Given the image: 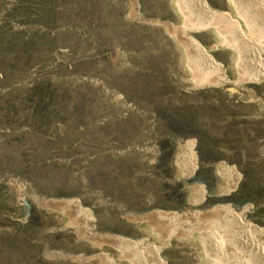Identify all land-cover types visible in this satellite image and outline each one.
<instances>
[{"label": "rangeland", "instance_id": "1", "mask_svg": "<svg viewBox=\"0 0 264 264\" xmlns=\"http://www.w3.org/2000/svg\"><path fill=\"white\" fill-rule=\"evenodd\" d=\"M227 1L205 0L237 18ZM195 3L0 0V264H77L78 254L107 253L102 239L114 229L102 221L105 206L127 217L152 208L183 215L158 229L128 226L122 232L138 237L123 238L121 255L108 251L110 263H241L209 252L210 234L218 223L225 248L243 250L233 224L213 213H240L241 201L253 205L241 218L264 228V20L251 5L256 22H240L255 43L237 44L227 23ZM185 141L193 169L194 142L198 165L240 171L238 195L185 204L173 168ZM15 180L28 184L25 223ZM69 201L96 211L90 230L77 229Z\"/></svg>", "mask_w": 264, "mask_h": 264}, {"label": "crops", "instance_id": "2", "mask_svg": "<svg viewBox=\"0 0 264 264\" xmlns=\"http://www.w3.org/2000/svg\"><path fill=\"white\" fill-rule=\"evenodd\" d=\"M236 1L234 0L232 2L231 1L230 2L227 1V2L228 4H231L232 6L235 5V9L242 16V17H237L236 20L238 22H240V20L246 21L245 17L249 16V14H247V11L250 5L252 6L255 5V0H246V1L236 0ZM252 1H254L253 4H252ZM240 4H241V8H240ZM245 6L247 7V10H245L244 8ZM241 9L244 12L241 11L242 12L241 13L240 12ZM254 11H255V7H254ZM219 12L232 15V13H229L226 11H219ZM186 142L187 141H185L182 144V150H180V154L178 153V161L174 160V163H173V168L175 172L174 180L176 182H179V183L182 182L184 184L183 187H184V193H185V199H184L185 204L191 207H196V206H200L206 203V201L208 200H217V202L216 201L213 202L214 203L213 205H218L219 199H222L223 197H229L232 195L234 196L238 195L237 192H238V189L242 181V175L240 171L235 166L224 168L221 165H214L213 167V166L204 165L202 162H201V165H204V166L198 165V157H197V153L195 150L196 145L194 144V142H193L194 151H193V145H192V151H193V154L195 152V156H196L195 168L192 171L189 170L188 165L184 161L183 154H182V152H184ZM207 172H210V174H207ZM208 175L210 177H208ZM210 180L212 181L209 182ZM240 203H241V209L244 210V213H243V217H244L245 214L249 213L245 206L247 204H250V202L246 203L244 201H241ZM164 209L152 208L148 210L147 212H135L134 213L135 215H131L127 217V213H124L122 209L118 206L102 207V211H101L102 221H108L107 224H112V229H114L113 232H110L114 234L113 236H109L110 234H104L106 236L104 239H102V240H106L105 245L107 246L106 248L107 253L110 250H114L119 255H121L122 252H125L124 247L123 246L121 247V245L119 244L117 240L111 239L109 237H115V238L129 237L128 239L138 237L137 235L127 234L125 232H122V230H126L128 226L130 228H133L134 230L143 231L145 229H158L159 227H162V225H166L168 222L167 221L168 218L162 217L160 213L173 212V211L172 209L171 210H164ZM71 211L73 214L72 216L76 215V217L78 218L76 227L77 229H80L81 231L90 230V225H92V223H96L98 220L96 216L97 215L96 211L87 210L90 216L92 217L91 219L85 218L84 215L82 213H78V211H73V210ZM72 220H74V218H72ZM262 229L264 228L262 227ZM78 235H80L79 231H78ZM107 253H104V254L101 253L100 255L96 257L88 256L87 258H84L80 254H78L74 261L77 264H91V263L92 264H112L113 262L114 264H116L114 259H113V262L110 263L111 260L107 259V257L104 256Z\"/></svg>", "mask_w": 264, "mask_h": 264}, {"label": "bare ground", "instance_id": "3", "mask_svg": "<svg viewBox=\"0 0 264 264\" xmlns=\"http://www.w3.org/2000/svg\"><path fill=\"white\" fill-rule=\"evenodd\" d=\"M229 1H234V0H229ZM236 1V0H235ZM195 4L198 6L199 10L202 12V13H207L209 15V17L211 19H214V20H218V22H222L224 24L227 23V27H229L230 30H228V35L231 36V37H234L237 41V44H244V43H255V41L251 40L249 38V35L246 33L245 31V28H243L242 24L239 23L236 24V18L233 16V15H228V14H224V13H220V12H216L214 9H212L211 7L208 6V4L205 2V0H195ZM238 2V1H236ZM251 2V1H250ZM254 1H252V4H253ZM248 3V2H247ZM242 4V3H241ZM240 4V6H241ZM238 5V4H237ZM247 6V5H246ZM251 6V5H250ZM255 7V11L257 12V14H259L263 20H264V0H255V5H253ZM235 7V5H234ZM243 7V5H242ZM248 7V6H247ZM239 8V7H238ZM245 8V7H244ZM241 11V10H240ZM244 15V14H243ZM236 16V15H235ZM237 17H242L240 15V13L237 11ZM246 21V28L249 26L250 27V24L254 25V19H252L250 16H246L245 17ZM243 21V20H242ZM217 22V21H216ZM256 22V21H255ZM219 24V23H218ZM223 24V25H224ZM215 26H219L216 25ZM220 27V26H219ZM218 27V28H219ZM222 27V26H221ZM220 27V31L222 30ZM223 28V27H222ZM248 29V28H247ZM219 31V33H220ZM225 32V31H224ZM223 32V33H224ZM227 32V30H226ZM230 33V34H229ZM252 35V33H251ZM234 45V44H232ZM242 47V46H241ZM198 48L203 51V53L205 55H207L204 51V48L201 47V45H198ZM240 49V48H239ZM254 49V48H253ZM251 52V51H250ZM260 47L258 46L257 50H256V55L259 56L260 55ZM255 55V53H254ZM208 56V55H207ZM256 56V57H257ZM255 58V57H254ZM258 58V57H257ZM207 61H208V65L209 67H212L214 69L218 68V64L210 57L208 56L207 57ZM258 70V69H257ZM260 70V69H259ZM261 71H263V68H261ZM260 71V72H261ZM202 84V83H201ZM185 149H184V152H182L183 154V158H184V161L187 163L188 165V168L189 170H193V165H192V155H191V144L188 142L185 144ZM227 168V167H225ZM230 170V169H229ZM226 174V173H225ZM232 179V178H231ZM234 182V181H233ZM199 196V195H198ZM201 200V199H200ZM63 207L65 208H69L71 207L72 209L78 211L79 213H82L84 216H86L87 218L91 219L92 217L90 216V214L88 213V211L84 208H82L76 201H69V202H64V204L62 203ZM248 209V208H247ZM244 212V210L240 213L238 212H233L231 211L228 207L226 206H219V208L217 209V212H216V209H215V212L213 213H216L214 215H217V213L219 214H223V216L227 217V219L233 224V226L237 229V231L235 230V233H237V244L240 246V248H243V250H234V251H231L230 248L228 251L226 248H225V232L223 233V231L225 230H221L219 229L221 225H218V223L215 225V228L210 236H211V241H210V251L211 252L212 250L215 251L217 254H220L221 256L223 255H226V254H234L236 257H238L237 259H239V261L241 263L239 264H264V230L261 229V228H258L254 225H252L251 223L247 222V221H244L242 218H241V215L242 213ZM154 215V214H153ZM151 215V216H153ZM160 215L162 217H165V218H168V220H173V221H178L179 220H182V216L183 215H179L178 213L176 212H162L160 213ZM157 216V215H156ZM219 216V215H218ZM221 217V216H219ZM218 217V218H219ZM212 219V218H211ZM167 220V221H168ZM217 220V219H216ZM220 220V219H219ZM185 224H188L186 222V220H183ZM200 221V220H199ZM170 222V221H169ZM176 223V222H175ZM213 226V225H212ZM212 228V227H211ZM223 228V227H221ZM213 229V228H212ZM209 230V229H208ZM230 231V230H229ZM210 232V231H209ZM206 233V232H205ZM208 233V232H207ZM227 233V232H226ZM208 235V234H207ZM225 235V236H224ZM229 235H231L229 233ZM228 236V234H227ZM226 236V237H227ZM229 237V236H228ZM112 238V237H111ZM115 240H117L118 242H120L119 244L120 245H128V242L129 240L127 239H123V238H113ZM207 240V238H206ZM205 240V241H206ZM229 240V239H227ZM234 241V240H233ZM132 242V241H131ZM136 243V242H135ZM229 244V241L227 242ZM233 243V242H232ZM231 243V244H232ZM235 243V242H234ZM133 244V243H132ZM207 245V244H205ZM209 245V244H208ZM207 245V246H208ZM230 245V244H229ZM228 245V247H229ZM234 246V245H233ZM236 247V246H235ZM233 248V247H232ZM236 249V248H235ZM130 251V250H129ZM156 251V250H155ZM214 252V253H215ZM213 253V252H211ZM213 253V254H214ZM212 254V255H213ZM231 254V255H232ZM217 256V255H216ZM220 256V257H221ZM233 256V255H232ZM228 257V256H226ZM222 258V257H221ZM108 259V258H107ZM159 259V258H158ZM224 259V258H222ZM231 259V258H230ZM229 259V260H230ZM234 259V258H233ZM228 260V258H227ZM226 260V261H227ZM232 260V259H231ZM236 260V259H235ZM222 264V263H221Z\"/></svg>", "mask_w": 264, "mask_h": 264}, {"label": "built area", "instance_id": "4", "mask_svg": "<svg viewBox=\"0 0 264 264\" xmlns=\"http://www.w3.org/2000/svg\"><path fill=\"white\" fill-rule=\"evenodd\" d=\"M14 187H15V207L22 212L19 216H17V219L25 223L28 221V218L30 216L29 208H28V195H27V189L28 184L24 181L15 180L14 181ZM245 207H247V211L250 212L253 209L252 204H247Z\"/></svg>", "mask_w": 264, "mask_h": 264}]
</instances>
